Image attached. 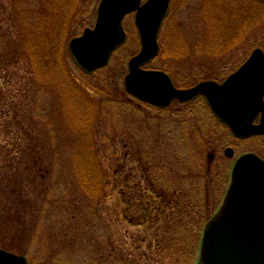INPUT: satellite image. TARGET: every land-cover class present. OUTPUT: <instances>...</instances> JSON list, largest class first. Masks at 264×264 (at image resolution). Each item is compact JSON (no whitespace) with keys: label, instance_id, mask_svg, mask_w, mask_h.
Here are the masks:
<instances>
[{"label":"rangeland","instance_id":"1","mask_svg":"<svg viewBox=\"0 0 264 264\" xmlns=\"http://www.w3.org/2000/svg\"><path fill=\"white\" fill-rule=\"evenodd\" d=\"M99 1L0 0V249L29 264H195L234 160L264 157V137H234L201 100L156 109L131 97L133 14L108 64L84 73L68 43ZM252 8L264 0H172L148 68L178 88L221 82L264 50Z\"/></svg>","mask_w":264,"mask_h":264},{"label":"water","instance_id":"2","mask_svg":"<svg viewBox=\"0 0 264 264\" xmlns=\"http://www.w3.org/2000/svg\"><path fill=\"white\" fill-rule=\"evenodd\" d=\"M171 0H100L92 28L72 38L68 49L88 74L107 65L126 39L122 22L134 13L140 50L128 61L124 87L133 97L165 107L203 95L214 115L239 138L264 133V53L254 49L223 82L202 81L178 89L161 70L145 69L159 52L158 33ZM260 114V122L254 124ZM232 156L230 148L225 150ZM0 264H27L23 256L0 249ZM196 264H264V160L252 153L237 158L218 210L205 223Z\"/></svg>","mask_w":264,"mask_h":264},{"label":"trees","instance_id":"3","mask_svg":"<svg viewBox=\"0 0 264 264\" xmlns=\"http://www.w3.org/2000/svg\"><path fill=\"white\" fill-rule=\"evenodd\" d=\"M48 2L50 1V0H47ZM50 10H51V7H50ZM251 10V9H250ZM255 11H256V13H261V12H264L263 10L261 11L260 9H258V8H252V12H254L255 13ZM263 16V15H262ZM238 17H239V15H238ZM263 19V18H262ZM260 17H259V15H256V17H255V19L253 20V22L256 24V23H258L260 20H262ZM237 25H238V23H237ZM50 46L48 45V48H49ZM56 48H57V50H62V49H64V47H63V42H61V43H59L57 46H56ZM50 50H52V48L50 49ZM17 51H18V48H17ZM33 56V55H32ZM33 58V57H32ZM30 152H31V150H30ZM38 157H37V155L35 156V158H33V160L32 161H34V164L35 165H37V161H38ZM83 166H84V164H83ZM90 173H91V171H87L85 168H84V171L82 172V174H84V177H89V175H90ZM96 176V175H95ZM96 184H98V183H96Z\"/></svg>","mask_w":264,"mask_h":264},{"label":"flooded vegetation","instance_id":"4","mask_svg":"<svg viewBox=\"0 0 264 264\" xmlns=\"http://www.w3.org/2000/svg\"><path fill=\"white\" fill-rule=\"evenodd\" d=\"M197 100H201L202 102H203V104L206 106V108H207V104H206V102H205V100H204V98L203 97H198L197 99H195V100H192V101H189V102H196ZM173 102H176V103H179L177 100H174ZM172 102V103H173ZM189 102H185V103H189ZM149 106V105H148ZM151 107H153V106H151ZM154 108H156V107H154ZM156 109H160V108H156ZM162 109H164V108H162ZM255 122H259V119L257 118V120L255 121ZM260 137H264V134L262 135V136H260ZM259 155V154H258ZM262 159H264V157L262 156V155H259ZM232 158V157H231ZM235 161V160H234ZM233 166V165H232Z\"/></svg>","mask_w":264,"mask_h":264}]
</instances>
